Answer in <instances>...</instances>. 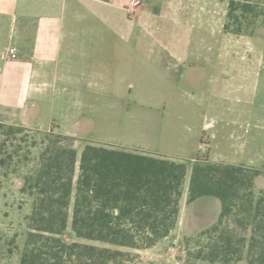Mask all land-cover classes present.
<instances>
[{"label":"rangeland","instance_id":"374dc122","mask_svg":"<svg viewBox=\"0 0 264 264\" xmlns=\"http://www.w3.org/2000/svg\"><path fill=\"white\" fill-rule=\"evenodd\" d=\"M237 1L229 18L230 0H165L157 7L163 13L173 9L175 21L160 15L137 51L103 52L95 43V53L79 52L80 60L94 53L96 67L110 64L111 77L89 79L87 87L71 92L74 97L79 91L78 99L64 94V109L52 117L59 129H52L76 139L77 159L86 143H94L183 163L186 198L198 159L260 171L254 187L264 192V0ZM243 4L250 12H243ZM50 120L44 111L37 126L48 130ZM4 140L0 135L13 165L0 168V264H19L32 209L21 193L22 179L39 150L30 149L25 165L26 147ZM184 208L192 231L164 240L155 257L133 264H174L185 241L216 219L220 205L203 197ZM61 239L78 241L70 219Z\"/></svg>","mask_w":264,"mask_h":264},{"label":"trees","instance_id":"16d2710c","mask_svg":"<svg viewBox=\"0 0 264 264\" xmlns=\"http://www.w3.org/2000/svg\"><path fill=\"white\" fill-rule=\"evenodd\" d=\"M236 1L230 0L229 18ZM250 8L242 5L244 13ZM0 135L26 147L25 165L30 149L39 150L22 179L21 193L32 200V209L19 264H133L135 251L150 249L173 232L187 173L183 163L94 143H86L77 159L76 139L53 130L0 123ZM3 146L0 168L7 169L12 154ZM261 174L195 162L187 202L211 197L220 210L185 241L174 264H264V192L254 187ZM68 219L76 242L61 239Z\"/></svg>","mask_w":264,"mask_h":264},{"label":"crops","instance_id":"0c3cea01","mask_svg":"<svg viewBox=\"0 0 264 264\" xmlns=\"http://www.w3.org/2000/svg\"><path fill=\"white\" fill-rule=\"evenodd\" d=\"M159 3L165 5V0H0V123L30 131L59 129L52 117L64 109V94L87 87L89 79L111 77L110 64L94 65V44L103 52H125L127 47L137 51L143 34L153 29L151 23L160 15L175 21L170 17L173 9L163 13ZM154 31L157 34V28ZM92 51L90 57L84 54L79 59V52ZM78 92L70 99H78ZM44 111L52 121L50 130L37 126ZM181 199L171 235L150 249L135 251L138 259L155 257L164 240L192 231L186 224L187 208L182 211L184 203L186 207L191 203L183 192Z\"/></svg>","mask_w":264,"mask_h":264},{"label":"built area","instance_id":"2783aa9c","mask_svg":"<svg viewBox=\"0 0 264 264\" xmlns=\"http://www.w3.org/2000/svg\"><path fill=\"white\" fill-rule=\"evenodd\" d=\"M8 52H9L10 57L12 59H14L15 58V52H14V50L13 49H10Z\"/></svg>","mask_w":264,"mask_h":264}]
</instances>
